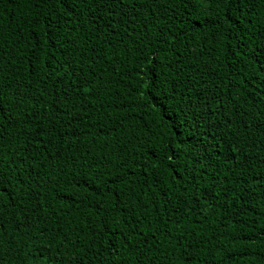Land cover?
<instances>
[{
	"label": "trees",
	"instance_id": "1",
	"mask_svg": "<svg viewBox=\"0 0 264 264\" xmlns=\"http://www.w3.org/2000/svg\"><path fill=\"white\" fill-rule=\"evenodd\" d=\"M37 16L36 9L22 3V0H0V39L3 41L0 44V52L4 53L0 59L4 67L0 71L5 74V82L11 81L12 88L23 90L22 95L25 97L33 91L39 94L38 88H42L40 80H47V72L51 70L47 68L49 62L56 67L57 62L64 59L63 47H53L50 41L45 42L44 32L36 23ZM261 18L264 17L258 16L244 22L233 18L232 27L225 23L214 38L204 35L198 28L196 42L189 45V50L182 54L188 57L186 64L195 62L194 69L198 70L196 79L206 80L208 90L213 95L219 93L217 103L222 101L228 106L218 116L213 117L222 123L224 149L231 146L236 152L255 151L258 156H264V142L260 141L255 129L247 135L243 134L245 130L241 125L248 117L239 115L253 114L252 104L256 103V100L251 89L255 84L250 77L255 66L236 53L242 50L240 37L245 32L255 40L253 46L264 39V24L258 22ZM245 24L249 26L246 28ZM72 27L74 25L69 24L65 28L69 38L78 39L87 31V26H82L77 31H71ZM91 35L95 41V29ZM94 46L89 45L90 48ZM101 46L103 51H109L104 42H101ZM78 47L82 60L95 58L94 53H88L82 46ZM115 51L118 55L113 57L114 62L107 61L103 64L107 73L100 84V91L103 94H98L97 97L107 108L95 103L89 111L92 112V119L105 126L120 122L119 119L108 120L109 115L119 117L123 113L127 117L122 132L116 134L125 147V152L121 154L124 158V167H120L119 156L113 152V156L109 157L111 162L108 163L107 169L104 168L105 159L101 157L100 148L103 138L95 147H92V135H84L77 142L75 147L79 151L76 155L91 148L96 157L90 158L81 168L72 167L70 161L68 164H58L54 160L44 159L47 153H44L43 147L35 148L30 144L31 151H24L22 147L25 142L24 136L20 134L19 129H10L4 136V146L5 151L11 150L15 153L13 158L17 165L23 161L20 170L14 175L24 181V187L21 189L24 195L20 197L24 203L21 208L9 207L4 219L6 222L12 220L14 215L21 213V210L23 214L19 215V218L30 219L25 220L20 235H17L14 223L9 225V234L4 236L5 245L0 250L3 264H45L44 260L36 257L37 246L45 247L51 239V233L61 231L55 227L58 221L64 225L62 234L67 233V236L63 246H60L59 238L52 242L45 254L47 264H72L70 257L76 260V264H80L81 256L84 257L85 264H109L111 246L114 244L120 246L123 257L117 264H187L181 257L185 248L194 255L192 264H264V251H261L264 248V230L259 227L260 224H264V215L261 214L264 213V191L257 187L254 179H249V184L256 189L250 197L246 195L245 199L240 200L232 196L230 191L226 192L223 184H228L229 188L233 187V184L223 177V173L229 172L232 163L229 160L225 164L226 153L219 152V164L214 162L208 167L207 154L204 153V158H201L203 149L199 148L197 143L200 131L189 127L187 122L181 123L178 108L171 100L165 99V96L150 99L149 95L144 93L151 74L145 67L144 83L140 82L141 76L134 69L135 53L127 57L125 66L121 59L123 45H118ZM233 64L243 71H236ZM94 67L99 74L100 66ZM122 67L125 69L123 78L119 73ZM129 68L133 69L132 76L128 75ZM29 80L32 81L31 85L28 84ZM255 83H259V80ZM130 87L133 90L131 93ZM136 88L140 89V93L135 91ZM111 89L118 91L112 93ZM53 91L52 83L48 81V92ZM260 91L264 92V87ZM8 92L9 96L17 101L14 107L17 117L28 116L30 112L35 113L36 110L31 108L35 100L25 99L24 103H20L19 96H13L10 89ZM118 96L122 97L125 103L120 105L117 101L110 104V101L116 100ZM45 99L47 102L44 111L38 114L39 117L45 124H48L49 120L60 118L61 124L66 125L67 119L63 118V111L65 107L71 105L57 103L47 96ZM176 99H179L178 95ZM144 101L148 103L145 104ZM74 102L78 105V99ZM150 104L155 106L149 108ZM47 113H51V117H48ZM228 119L232 120L231 125L224 123ZM88 122L90 124L91 120ZM28 123L34 125L36 120L29 116L28 121L22 126L27 127ZM92 131L95 133L96 128ZM68 139L71 140L72 137L69 136ZM250 141L256 142L255 147L249 143ZM103 150L111 151L109 148ZM153 152L159 159L151 156ZM65 156H69V153L66 152ZM24 157L27 159L24 160ZM149 158L152 163L145 172L144 164ZM254 163L262 170L261 174H264V165H260L258 158ZM34 165L36 167L33 169ZM200 165L204 167L200 168ZM186 167L188 172H185ZM108 169L116 174L127 170L123 182L111 185ZM197 169L203 175L200 191H203V186L211 183L213 178L220 184V187L213 186V195L220 192L218 203L205 199H200L197 203L199 192L196 196L191 195L193 191L191 174H197ZM77 172L81 175H75ZM85 172L88 173L87 177L84 176ZM216 172L221 175L216 176ZM93 173L96 177L95 184L101 185L97 192L107 193V203L116 205L114 209H110L119 225L114 235L101 230L102 217L93 220L90 212L94 214L95 210L88 207V199L78 203L80 197L92 191ZM54 175H60L61 181L55 184L45 182ZM180 176H186L189 184V192L183 196L181 193L184 192V182L180 180ZM255 176L256 173L253 172V177ZM241 177L242 173L237 170L231 179L238 181ZM104 181H108L111 192L102 186ZM13 185L20 187L15 180ZM29 186L33 189L39 188L43 200L47 203L41 204L32 197L28 192ZM241 188L245 193L250 191L243 184ZM58 192L62 193V199L54 201L52 198ZM164 193H168V196L165 197ZM168 199H171V204L167 203ZM123 205L128 207L123 209ZM165 220L169 222L165 224ZM120 228L128 233L126 237L121 234ZM77 233L84 239L74 248L71 241ZM125 244L128 247H124ZM89 245H93L91 250ZM97 248L100 249L99 254L96 253Z\"/></svg>",
	"mask_w": 264,
	"mask_h": 264
},
{
	"label": "snow or ice",
	"instance_id": "2",
	"mask_svg": "<svg viewBox=\"0 0 264 264\" xmlns=\"http://www.w3.org/2000/svg\"><path fill=\"white\" fill-rule=\"evenodd\" d=\"M22 3L36 9L38 14L36 23L40 25L41 30L44 32L45 42L50 41L53 47H63L64 59L58 61L56 67H53L49 62L47 68L51 70L47 72V80H40L42 88H38L39 94L33 91L26 97L22 95L23 90L12 88L11 81L6 83L5 74L0 71V250L5 245L4 236L9 234V225L14 223L17 235H20L25 220L30 219V217H25V220L19 218V215L23 214V210L20 214L14 215L12 220L6 222L4 219L9 207L11 209L21 208L24 203L20 199L24 195L21 191L24 187V181L14 175L15 172L20 170L23 161L20 162V165H17L13 158L15 153L11 150L5 151L4 146V136L10 129H19L20 134L24 136L25 142L22 145L24 151H31L30 144L35 148L43 147L44 153H47L44 159L54 160L58 164H68L70 161L72 167L79 166L81 168L89 162L90 158L95 159L96 157L91 148L81 152L80 155H76V152L79 151L75 147L77 142L84 135H92V147H95L97 142L103 138L100 148L101 157L105 159L104 168L107 169L108 163L111 162L109 157L113 156V152L116 156H119L120 167H124V158L121 154L125 152V147L123 141L118 139L116 134L122 132L127 117L123 113L119 117L109 115L108 120L119 119L120 122L119 124L112 123L105 126L100 125L98 120L92 119V112L89 111L95 103L107 108L97 97L98 94H103L100 91V84L104 81V76L107 73L103 64L107 61H113V57L118 55L115 51L118 45H123L121 59L125 62V66H127V57L135 53L136 63L134 69L140 74L141 83H144L145 67L151 74L150 82L148 87L144 89V93H147L150 99L165 96V99L171 100L178 108V118H182L181 123L187 122L189 127L200 131V139L197 143L198 147L203 149L201 158H204V153L207 154V166L211 167L214 162L219 164V152L226 153L224 155L225 164L229 160L232 163L229 172L223 173V177L229 183H232L233 187L229 188L228 184H223L224 190L226 192L230 191L232 196L243 200L246 195L250 197L256 191L249 184V179H254L257 187L264 191V174H261L262 170L257 168L254 163L258 158L260 165H264V156H258L255 151L236 152L231 146L224 149L222 123L217 119H213V117L218 116L228 106L222 101L217 103L219 93L213 95L208 90L206 80L196 79L198 70L194 69L195 62L186 64L185 61L188 57L182 55L189 50V45L196 42L198 28L204 35L214 38L225 23L232 27L231 20L233 18L239 22H244L258 16L264 17V0H22ZM258 22L264 24V18L259 19ZM69 24L74 25L70 29L71 31H77L82 26H87V31L78 39L76 37L69 38V33L65 30ZM248 26V24H245L246 28ZM93 29L96 32L95 41L91 35ZM240 39L242 40V50L236 54L255 66L250 79H253L255 84L251 91L254 93L256 100V103L252 104V115L239 113L241 116L248 117L241 126L245 130L244 135L255 129L259 134L260 141L264 142V92L260 91L264 87V39H261V42L256 46H253L255 40L247 32ZM101 42H104L109 51H103ZM2 43L3 41L0 39V44ZM90 44L95 46L90 48ZM78 46H82L88 53H94L95 58L82 60ZM3 55L4 53L0 52V59ZM94 65L100 66L99 74H97ZM3 67L4 65L0 63V69ZM233 68L236 71H243L235 64H233ZM124 70L123 67L119 69L121 78H123ZM132 73L133 69L129 68L128 75L132 76ZM256 80H259V83H255ZM48 81L52 83L53 92H48ZM28 84L31 85L32 81L29 80ZM9 89L12 91L13 96L20 97V103H24L25 99L35 100L36 102L31 104V108L36 110L35 113L30 112L28 116L17 117V113L14 111L17 101L9 96ZM162 89L164 91H161ZM117 91L111 89L112 93ZM131 91L133 90L130 87L129 93ZM135 91L140 93L139 88H136ZM177 95L179 99H176ZM46 96L51 97L57 103L71 105V107H65L63 111V118L67 119L66 125L61 124L60 118L49 120V123L45 124L43 119L39 117L38 114L44 111V105L47 102ZM77 99L78 105L74 102ZM117 101L120 105L125 103L124 99L118 96L116 100L110 101V104L117 103ZM144 103L147 104L148 102L144 101ZM148 106L151 108L155 105L150 104ZM53 107L55 108V105ZM175 110L173 109V111ZM51 115V113H47L48 117H51ZM59 115L57 110V116L59 117ZM29 116L35 119L36 123L34 125L28 123L27 127H23V123L28 121ZM89 120H91L90 124ZM224 123L231 125L232 120L228 119ZM98 125L99 127H97ZM93 128H96L95 133L92 131ZM69 136L72 137L71 140L68 139ZM249 143L255 147V141ZM57 144H59V147H57ZM49 145H51V148H49ZM105 148H109L111 151H104ZM66 152L69 153V156H65ZM151 156L159 159L155 152L151 153ZM26 159L27 157H24V160ZM169 159H172V157H169ZM151 163V158L145 161V172H147V167ZM35 167L34 165L33 169ZM203 167L204 165H200V168ZM237 170L242 173V177L238 181H232L231 177L236 175ZM69 171H71V168ZM126 172L127 170L124 173L116 174L108 169L111 185H118L123 182ZM185 172H188L187 167ZM253 172L256 173L255 178ZM75 175L79 176L81 173L77 172ZM87 175L88 173L85 172L84 176L87 177ZM133 175H135L134 171ZM220 175L221 173L216 172V176ZM179 178L184 182V192L181 193V196H183L184 193L189 192V184L186 176H180ZM191 178L193 181L191 195L196 196L199 192L197 203L200 199L219 202L220 192H215V195H213V186L220 187L215 178L212 179L211 183L203 186V191H200V181L203 179V175L199 173V169H197V174H191ZM95 179V173H93L92 191L80 197L78 203L88 199V207L95 210L94 214L90 212L93 220L102 217L101 230L114 235L119 225L116 218L112 216L110 209H114L116 205L115 203L111 205L107 203V193L97 192V188L101 185H96ZM14 180L20 185L19 188L13 185ZM60 181L61 176L54 175L45 182L55 184ZM241 184L247 186L250 191L245 193L241 188ZM102 186L107 187L108 191L111 192L112 189L108 181H104ZM28 192L41 204L47 203L43 200L39 188L33 189L29 186ZM164 195L167 197L168 193H164ZM52 199L54 201L62 199V193L58 192ZM167 203L171 204V199H168ZM127 207L128 205L122 206L123 209ZM53 211H56V209H53ZM201 211L203 210L201 209ZM261 214L264 215V213ZM168 222V220L164 221L165 224ZM55 227L61 229V231L52 232L51 239L45 247L37 246L36 257L44 260L45 264H47L45 254L51 247L52 242L59 238L60 246H63L64 239L67 236V233L62 234L64 225L59 221ZM132 227L134 228L135 225H132ZM259 227L264 230V224H260ZM119 230L125 237L128 235L123 231V228ZM94 235H99V233H94ZM29 239H32V237H29ZM83 239L77 233L71 241L72 247H77L79 241ZM123 246L128 247L126 244ZM88 247L91 250L93 245ZM111 249L112 255L109 258V264H117V261L123 258L120 246L114 244ZM261 251H264V248ZM96 253H100L99 248L96 249ZM181 257L187 264H192L194 260V255L189 253L187 248L181 253ZM79 259L80 264H85L83 256ZM70 260L72 264H76L75 259L70 257ZM0 264H3L2 258H0Z\"/></svg>",
	"mask_w": 264,
	"mask_h": 264
}]
</instances>
